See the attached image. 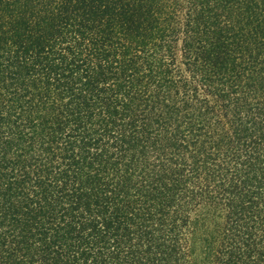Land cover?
<instances>
[{
  "label": "trees",
  "instance_id": "1",
  "mask_svg": "<svg viewBox=\"0 0 264 264\" xmlns=\"http://www.w3.org/2000/svg\"><path fill=\"white\" fill-rule=\"evenodd\" d=\"M0 264H264V0H0Z\"/></svg>",
  "mask_w": 264,
  "mask_h": 264
},
{
  "label": "rangeland",
  "instance_id": "2",
  "mask_svg": "<svg viewBox=\"0 0 264 264\" xmlns=\"http://www.w3.org/2000/svg\"><path fill=\"white\" fill-rule=\"evenodd\" d=\"M210 220V221H209ZM214 220L211 221L210 215L205 214L204 216H200L194 222V246L197 250H201L202 244H204V239L207 237L206 233H210L212 229V225ZM201 245V247H200Z\"/></svg>",
  "mask_w": 264,
  "mask_h": 264
}]
</instances>
